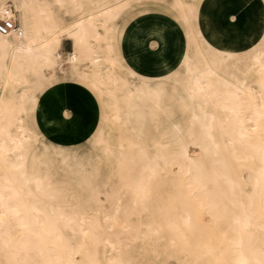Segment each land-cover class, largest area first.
Masks as SVG:
<instances>
[{"label":"bare ground","instance_id":"1","mask_svg":"<svg viewBox=\"0 0 264 264\" xmlns=\"http://www.w3.org/2000/svg\"><path fill=\"white\" fill-rule=\"evenodd\" d=\"M208 1L0 0V19L11 7L20 29L0 34V78L27 85L15 95L33 89L34 100L32 79L42 86L59 78L54 67L67 39L74 47L70 70L110 98L112 123L150 126L159 119L168 105L166 80L179 83L177 98L189 110L187 118H166L152 152L129 139L119 144L125 204L118 197L113 212L67 215L28 186L27 156L37 135L22 123L18 103L1 100L0 264H264V24L260 42L233 60L199 24ZM132 2L162 5L186 27L195 51L180 55L184 76L167 68L116 75L113 34ZM262 3L254 7L264 22ZM55 4L70 5L77 17L62 20ZM101 51L112 56L105 58L110 65H102ZM93 142L105 147V157L113 154L101 132Z\"/></svg>","mask_w":264,"mask_h":264},{"label":"rangeland","instance_id":"2","mask_svg":"<svg viewBox=\"0 0 264 264\" xmlns=\"http://www.w3.org/2000/svg\"><path fill=\"white\" fill-rule=\"evenodd\" d=\"M10 5L13 7L12 3ZM132 5L134 6L119 19V24L121 23V26H125L129 17L137 13L139 9L148 6L151 10L155 9L159 13L165 15L166 19L180 31L182 44L178 51L177 61L173 65H165L166 67L163 66L161 69H172L177 71L179 76H184L185 68L180 62V55L184 51H187L188 54L192 56L195 51V46H193L194 43L188 40L186 27L169 9L162 5H151L149 2H140L138 4L132 2ZM52 6L55 13L58 14L57 16L59 18L62 17L64 21L73 20L77 17V13L68 12L67 7L71 8L68 4H55ZM252 6L253 7L248 5L246 7L248 9L247 13L249 14L246 16L247 18L244 19V17L240 15V11L243 12L244 7H241V10H232L231 18L237 21L238 26L240 25L243 27L244 24V27H247L250 31H254L255 27L258 25V35L256 36L252 33L248 34L249 45H247V47H241L239 40L236 38V32L229 29L226 34V40L229 45V47H227L221 43L217 27L211 25L210 20H208V17L205 15L207 5H200L198 20L205 35L218 51H226L234 56L233 60H236L237 57L244 56L252 49L253 45H257L260 42L264 24L263 17L260 11L255 9L254 5ZM152 30L154 33H161V28L156 26L152 28ZM153 32L150 33V36L154 34ZM65 40L66 39H64V41ZM66 41H68L70 47H72L71 41ZM100 44H103V42L100 41ZM68 50L71 51L72 49H69L68 46L65 47V49L61 46L59 49L60 56L58 57V64L54 67V71L59 76L57 80L42 86H38L34 79L30 81L31 86L35 88V102L31 100L33 89L27 90L22 96L15 95V93H13L14 89L22 92L27 85H10L5 82L6 76L0 78V101L12 98L18 103L21 107L20 116L22 117V123L25 126L31 127L37 134L36 139L38 140L36 144L30 146V151L27 156V172L29 179L28 186L40 199L53 209L59 210L67 215L94 214L97 210L101 212H113L114 203L118 197H122L123 204L126 203L125 196L122 193L126 170L121 168L118 163L119 153L117 150L119 144L126 145V139H129L136 143L138 147L152 152V149L155 148L153 145L154 142L162 140L161 135L165 132L166 118H187L189 116V110L182 107L177 98L176 93L180 89L179 83L173 80H166L163 82V87L168 94V98L166 99L168 105L165 111L159 116V119L152 121L150 126L142 123L135 125L132 122L112 123L109 118H107V112L111 109L110 98L106 94L103 95L100 93L96 86L83 76L81 71L73 73V71L70 70L71 62L67 54L72 53L74 47L72 52L67 53L66 51ZM112 53L113 57L119 61L116 62L115 68L117 76L124 77L133 72L143 74L124 59L117 46H115ZM100 55L104 57L101 61L102 65L104 67L110 65L109 60L108 62L106 60L112 58L109 52L101 51ZM59 64L62 65V68L59 67ZM61 69L63 70L61 71ZM44 73L48 76L50 71L45 70ZM54 86L56 88L59 87V93L65 90L68 100L66 104L61 103L58 105V109H60L61 112L59 114L60 119L55 115V118L58 120L56 127L47 130L44 127H39L36 118V108L38 100H43L42 98L46 90L49 87V89H53ZM77 87L78 91L80 89L81 93L74 91V88ZM118 92L120 94L118 101L119 110L121 114L124 115L128 111V105L121 96L122 89ZM104 102L106 103L104 104ZM99 132L107 138L114 149L113 154L108 157H105L99 152V150L105 147L96 145L93 142L94 137ZM47 135H52V137H47ZM190 149L193 150L194 148ZM190 154L193 157L196 156L194 151H191ZM94 156L96 159L95 161L93 160ZM39 157L40 159H38ZM47 159L48 163L46 161ZM61 174L64 178H62ZM61 181L62 188L59 197L52 196L47 192L48 184L51 189L57 190ZM124 215L125 214L122 212V217L129 219V216ZM133 219H136V217H133Z\"/></svg>","mask_w":264,"mask_h":264},{"label":"crops","instance_id":"3","mask_svg":"<svg viewBox=\"0 0 264 264\" xmlns=\"http://www.w3.org/2000/svg\"><path fill=\"white\" fill-rule=\"evenodd\" d=\"M205 4L207 5L205 15L208 17V20H210L211 25L217 27L220 41L224 46L229 47L226 40V34L229 29L236 32V38L239 40L241 47H247V45H249L248 34L252 33L253 35H258V25L255 27L254 31H250L247 27H244V24L243 27L240 25L238 26L237 21L231 18V14L232 10H239L241 7H244V11H240V15L245 19L247 18L246 16L249 15L246 7L250 4L258 6L263 5L262 0H210ZM155 26L161 28V33L153 32L152 28ZM151 32L154 33L152 36H150ZM180 37V31L166 19L165 15L159 13L155 9L151 10L150 7L145 6L129 17L125 26H121V23L119 24V21L117 22L113 34V47L115 48V46H117L124 59L140 73L150 74L161 69L165 65H173L176 63L178 51L182 44ZM66 40L63 41L62 48L65 49V47L68 46V48L72 50L66 52H72L73 43L71 41L72 47H70L69 42ZM49 88L43 95V100H38L36 108V118L39 127H44L47 130L56 127L58 120L55 118V115L59 118L61 112V110L58 109V105L61 103L66 104L68 100L65 90V92L59 93V87L56 88L54 86L53 89ZM74 91L77 92L78 87L74 88ZM78 92H80V89ZM176 119L171 117L170 121ZM47 137L51 138L52 135H47ZM38 159H40V157ZM93 160H96L95 156ZM46 161L48 163V159ZM62 178H64L63 175ZM61 183L62 181L57 190L51 189L48 184L47 192L52 196L59 197L62 188Z\"/></svg>","mask_w":264,"mask_h":264},{"label":"built area","instance_id":"4","mask_svg":"<svg viewBox=\"0 0 264 264\" xmlns=\"http://www.w3.org/2000/svg\"><path fill=\"white\" fill-rule=\"evenodd\" d=\"M9 13H12L11 7H9L5 13V15L8 17L0 19V34L2 35H7L10 33L20 34L19 26L17 25L14 19L9 17L8 15Z\"/></svg>","mask_w":264,"mask_h":264}]
</instances>
